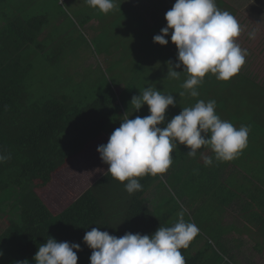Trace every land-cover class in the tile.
<instances>
[{
  "label": "trees",
  "instance_id": "16d2710c",
  "mask_svg": "<svg viewBox=\"0 0 264 264\" xmlns=\"http://www.w3.org/2000/svg\"><path fill=\"white\" fill-rule=\"evenodd\" d=\"M10 1L0 0L1 14ZM107 1V16L120 29L108 52L118 57L115 67L124 64L123 79L87 100L34 96L39 72L27 52L45 16L16 15L0 28V211H11L0 234V264H215L208 249L194 251L201 227L214 218V208L206 212L213 202L202 199H213L207 184L215 192L223 174L251 163L247 152L264 138V82L230 46L206 45L200 26L175 20L167 27L161 20L147 27L130 3ZM189 1L201 21L226 26L235 14L222 0ZM139 125L158 153L152 156L188 186L193 214L171 221L177 204L156 215L144 189L151 175L128 182L133 172L124 163L138 144ZM104 137L123 159L55 215L37 189ZM254 199L240 205L249 232L264 226V195Z\"/></svg>",
  "mask_w": 264,
  "mask_h": 264
},
{
  "label": "rangeland",
  "instance_id": "374dc122",
  "mask_svg": "<svg viewBox=\"0 0 264 264\" xmlns=\"http://www.w3.org/2000/svg\"><path fill=\"white\" fill-rule=\"evenodd\" d=\"M106 1L11 0L4 5V14L0 13V28L7 23L8 18L16 15L24 18L45 16L43 32L27 52L39 72V83L32 87L35 97H60L67 93L72 101L87 100V96L92 97V93H105L110 81H115L118 75L122 77L124 64L115 67L117 56L108 52L112 48V39L118 37L117 30L120 29H117L114 18L107 16L104 8L109 6V2ZM225 2L237 11L226 26H219L208 17L201 21L198 8L189 0H125L120 4L127 6L130 3L133 13H138L147 27L161 20L165 21L167 27L175 20L200 26L206 35V45L230 46L229 53L234 52L244 58L248 64L246 70L264 82V17L261 18L264 15V3H250L247 0ZM92 17L93 20L89 21ZM122 89L123 86H119L117 94ZM154 123L150 122L151 125ZM136 127L138 144L124 163V167L131 168L133 172L127 175L128 182L137 184L139 179L151 175L144 189L147 192V206L156 215L172 210L177 204L178 213L171 221L185 212L193 214L188 203V186L182 184L179 178L171 176V170L162 165V161L160 163L162 159L152 156V153H158L152 146H147L149 134L142 132L141 125ZM143 129L148 130V124H144ZM123 157V153L109 139L102 138L89 145L79 156L70 159L53 175L52 182L38 188L37 193L57 215ZM233 178L230 193L238 192L243 202L246 198L250 199L251 181ZM212 208L214 218L205 223L206 228L201 227L202 238L194 251L208 249V258L215 259V264H264V227L255 224L249 232L248 226L252 225L248 224V217L235 206L233 211L225 213L228 215L224 216L223 221L219 217L224 211L211 205L206 207V212ZM10 216L9 208L0 211V234L6 229Z\"/></svg>",
  "mask_w": 264,
  "mask_h": 264
},
{
  "label": "crops",
  "instance_id": "0c3cea01",
  "mask_svg": "<svg viewBox=\"0 0 264 264\" xmlns=\"http://www.w3.org/2000/svg\"><path fill=\"white\" fill-rule=\"evenodd\" d=\"M222 1L225 2V0ZM247 1H250V3H262V2L264 3V0H247ZM10 2H8L7 4H9ZM232 10L234 11V13L237 12L236 9H234L233 7ZM235 15L236 14H234V16ZM263 17L264 15L261 16V18ZM104 138L109 139L107 137ZM263 144H264V138L252 144V150L254 151V153L250 151L247 152V155H249L248 157L251 159L250 160L251 163H249V165H244L243 169L238 168V171L234 173L233 176L231 177H229V175L227 174L226 175L223 174V177L221 176L220 179L216 181L217 185L215 187V192L213 188L207 184V191L208 193L211 194L213 193L212 194L213 199L204 196V198L202 199V203L206 199H208L213 202L211 204H213L215 209L217 210L222 209L224 213L219 217L222 221L224 220V216L228 215L225 214L227 211L229 210L230 212L233 211V209H235L234 206L240 210V205L244 204L247 201L246 198V201L243 202L238 192H232V194L230 193L231 192L230 182L232 181L233 177H234L233 180L241 177L243 179H247L251 181L252 190L250 194L252 195L253 198H255L254 200H258V197L264 195V145ZM236 194H239L240 196L239 199H236L230 205H225V202L230 201V199L233 198ZM225 197L227 198L225 199Z\"/></svg>",
  "mask_w": 264,
  "mask_h": 264
}]
</instances>
